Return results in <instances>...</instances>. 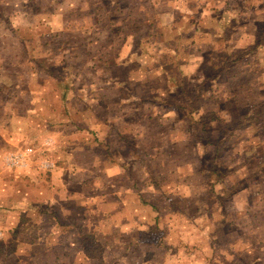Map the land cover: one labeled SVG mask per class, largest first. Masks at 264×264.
<instances>
[{"label":"rangeland","instance_id":"1","mask_svg":"<svg viewBox=\"0 0 264 264\" xmlns=\"http://www.w3.org/2000/svg\"><path fill=\"white\" fill-rule=\"evenodd\" d=\"M174 32L183 93L156 70L180 80ZM146 34L157 60L122 55ZM261 41L264 0H0V264H264ZM51 50L81 71L66 101Z\"/></svg>","mask_w":264,"mask_h":264},{"label":"crops","instance_id":"2","mask_svg":"<svg viewBox=\"0 0 264 264\" xmlns=\"http://www.w3.org/2000/svg\"><path fill=\"white\" fill-rule=\"evenodd\" d=\"M44 5V4H43ZM50 10V9H49ZM165 13H166V11H165ZM53 16L55 17V19H54V21H53V23H57V25H58V28L59 27H61V28H63V29H70L71 27L69 26V19L67 18V16H66V14L63 12V11H60V12H57V14H53ZM157 19H159L161 22H162V24H165V22H169V21H171V20H175V17H171V15H169V14H164V15H161V14H158V16H157ZM223 23V26L224 27H226L227 25H228V23L226 22V21H220L219 23ZM61 23V24H60ZM165 26H167V25H165ZM62 29V30H63ZM207 31H209L208 29L207 30H205V32H207ZM208 34V33H207ZM183 35V34H182ZM181 34H180V32H174L173 33V35H172V41L174 40V42L172 43L173 45H171V44H168V42H166V44H168V45H166V46H163V49H162V51H165V52H171V53H169V55L173 58V61H172V59H169V60H171V62L175 65V68H176V71H178V75L180 76V80H178V81H176L175 79L174 80H171V78L169 79V76L168 75H171L170 74V72H171V69H169V64L168 63H165V62H158V64H156V70H157V72L158 73H163L164 74V76H165V79L166 80H169V83H174L175 84V86L177 87V85L178 84H180L181 83V81H182V78H189V80H191L190 78L193 76L192 74L194 73L193 71H192V68H191V66L189 65V66H187L188 64H189V62L187 63V64H181L180 62H181V59L183 60V61H185L186 59H187V57L186 58H183L182 56L186 53V48L181 44V36H182ZM206 36V35H205ZM143 38L141 39V41H138V46L140 45V47H135L134 45H133V43L130 41L131 39L129 38L127 41H123V44L120 46V47H123V48H121L122 49V55L123 56H127L130 52L132 53V54H134L135 52H138L139 51V53H138V55H140L141 54V50H143L144 49V52L147 54V58L144 60V62L146 61L147 62V64L149 63V62H152V61H155V60H157L158 58H159V56L160 55H154V56H150V55H148V51H145V50H147V49H149V47L148 46H150V43L152 42V41H148V38L150 37L148 34H146V35H144V36H142ZM206 38V43H208V37L206 36L205 37ZM210 38V37H209ZM166 39L164 38V37H162L161 39H159V41L161 42V43H163L164 41H165ZM177 41V42H176ZM156 42V41H155ZM155 42H153V43H155ZM19 43V45L22 47V45L24 46V45H26V42L25 41H22L21 39H19V40H17V42H16V37L15 36H13L12 37V40L10 41V46H12V47H14V46H17V44ZM159 45H162V44H159ZM246 47H249V49L252 51V52H255V51H262V54L264 55V41H261V42H259V43H257V44H255V42H254V44H252V45H245ZM34 52V51H33ZM244 52H246L247 53V51H244ZM30 53H31V51H30ZM57 53V52H56ZM54 53V50L52 51H49L48 53H47V55L46 56H44L43 58L44 59H47V60H49V64H51V67H53L55 64H61V65H59V66H61L63 69L65 68V70L67 69L68 70V72L71 70V69H73V68H71V67H74V68H76L75 66H71V62H70V57L68 56V53H63V54H65V55H67V57L65 56V57H63L62 58V60H61V62L59 63V61H58V59H57V56L59 55V53ZM57 56H56V55ZM160 54V53H159ZM172 54H174V57H173V55ZM142 55V59L143 58H145L144 56V54L142 53L141 54ZM262 55V56H263ZM37 58H38V56H37ZM237 59H240V57H237ZM108 60V59H107ZM109 60H111V59H109ZM115 60H116V62H118V58H115ZM191 60V59H190ZM55 61V62H54ZM113 61V60H112ZM166 64H167V66H166ZM206 64V63H205ZM204 64V65H205ZM59 66H57V65H55L54 67H59ZM129 68V66H127V65H124V66H117L116 68H114L113 70H112V74H111V78H110V80H111V85H115V86H119L120 84L119 83H117V82H114V80H113V77H115V76H119V75H124L125 74V72H126V69H128ZM38 70H39V68L37 67L36 68V66H35V68H34V71H33V73L35 74V76H36V78H37V76H38ZM41 70H43V69H41ZM175 70V69H174ZM77 71H78V73H79V75H78V77L80 76V68L79 67H77ZM48 72V71H47ZM49 73V75L50 76H52V74H50V72H48ZM172 76V75H171ZM53 77V76H52ZM55 79V78H54ZM76 80V79H75ZM55 81H56V79H55ZM54 81V82H55ZM6 84V83H5ZM25 84H27V83H20L19 84V86L18 87H21L22 85H25ZM31 85V84H30ZM71 85H72V88H71V90L69 91V93H68V95H67V97H66V100L68 99V96H69V94L74 90V83L71 81ZM28 92H29V96L31 97V99L34 97V96H38V98H39V96L41 97L42 96V90H44V88H42V90H41V88H39V86L38 85H35V87L33 88H31V86H29L28 85ZM23 91V90H22ZM20 94V93H19ZM22 94V93H21ZM47 94V93H46ZM43 98H45V96H42ZM56 97H57V99H59V100H61L60 99V95H56ZM65 100V101H66ZM41 109H44V108H42L41 106H39V110H41Z\"/></svg>","mask_w":264,"mask_h":264},{"label":"trees","instance_id":"3","mask_svg":"<svg viewBox=\"0 0 264 264\" xmlns=\"http://www.w3.org/2000/svg\"><path fill=\"white\" fill-rule=\"evenodd\" d=\"M59 70H58V74L55 73V71H53L52 69H50V74H52V76L56 79L55 82H53L50 87V91L51 92H56L58 95H60V99L61 101L65 100L69 91L71 90L72 88V85H71V80H70V77H72L74 74V71H77V67L74 68V67H71L73 69H71L69 72L68 70H65V68L63 69L61 66L58 67ZM79 73L77 71V74L76 76H78ZM169 76V79H174L173 76L171 75H168ZM187 79L189 78H183L181 83L177 85V88L180 90V92L183 93V91H181V89H183V87L185 86V83L187 81ZM53 87V89H52ZM190 118H194V116L192 115V113L189 114ZM216 117V114L212 111H209L208 113H203L201 115H199V118H198V123L199 124H203V127H201L200 125V128H206V119L207 118H210L211 120H213L214 118ZM206 130V129H205Z\"/></svg>","mask_w":264,"mask_h":264},{"label":"built area","instance_id":"4","mask_svg":"<svg viewBox=\"0 0 264 264\" xmlns=\"http://www.w3.org/2000/svg\"><path fill=\"white\" fill-rule=\"evenodd\" d=\"M9 162L10 163H20L21 162V159L20 158H18V159H15V158H13V157H9Z\"/></svg>","mask_w":264,"mask_h":264}]
</instances>
